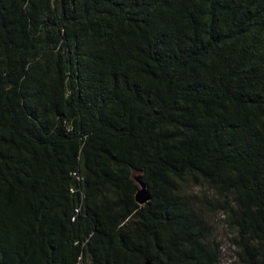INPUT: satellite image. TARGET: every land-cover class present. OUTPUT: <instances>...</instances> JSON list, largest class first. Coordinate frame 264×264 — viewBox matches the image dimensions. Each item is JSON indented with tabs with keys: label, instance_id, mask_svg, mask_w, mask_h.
Listing matches in <instances>:
<instances>
[{
	"label": "trees",
	"instance_id": "16d2710c",
	"mask_svg": "<svg viewBox=\"0 0 264 264\" xmlns=\"http://www.w3.org/2000/svg\"><path fill=\"white\" fill-rule=\"evenodd\" d=\"M220 214L264 264V0H0V264H222Z\"/></svg>",
	"mask_w": 264,
	"mask_h": 264
},
{
	"label": "rangeland",
	"instance_id": "374dc122",
	"mask_svg": "<svg viewBox=\"0 0 264 264\" xmlns=\"http://www.w3.org/2000/svg\"><path fill=\"white\" fill-rule=\"evenodd\" d=\"M141 175L140 173H138ZM190 192L194 195H199L201 190L199 188H192ZM199 202V201H197ZM213 233L217 239L218 243L221 245V249L223 252L222 264H241L239 263V259L237 257V248L234 247L232 243V239H234V235L230 234L223 223V216L220 214L211 220Z\"/></svg>",
	"mask_w": 264,
	"mask_h": 264
},
{
	"label": "water",
	"instance_id": "95a60500",
	"mask_svg": "<svg viewBox=\"0 0 264 264\" xmlns=\"http://www.w3.org/2000/svg\"><path fill=\"white\" fill-rule=\"evenodd\" d=\"M138 182L139 183H137V184L140 186V190L136 195V200L140 205H143V204L149 202L151 197H150V193L148 190V186L142 182L141 176H140V179L138 180Z\"/></svg>",
	"mask_w": 264,
	"mask_h": 264
},
{
	"label": "bare ground",
	"instance_id": "6f19581e",
	"mask_svg": "<svg viewBox=\"0 0 264 264\" xmlns=\"http://www.w3.org/2000/svg\"><path fill=\"white\" fill-rule=\"evenodd\" d=\"M138 173H139V172H134V173H133V178H134V180H135L137 183H139L138 180L140 179V175H139Z\"/></svg>",
	"mask_w": 264,
	"mask_h": 264
}]
</instances>
